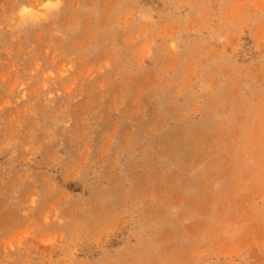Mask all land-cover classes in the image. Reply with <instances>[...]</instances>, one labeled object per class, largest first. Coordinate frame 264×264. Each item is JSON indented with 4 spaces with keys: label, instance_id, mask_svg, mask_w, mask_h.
Here are the masks:
<instances>
[{
    "label": "rangeland",
    "instance_id": "obj_1",
    "mask_svg": "<svg viewBox=\"0 0 264 264\" xmlns=\"http://www.w3.org/2000/svg\"><path fill=\"white\" fill-rule=\"evenodd\" d=\"M0 264H264V0H0Z\"/></svg>",
    "mask_w": 264,
    "mask_h": 264
}]
</instances>
